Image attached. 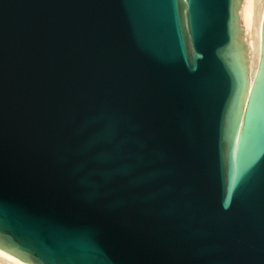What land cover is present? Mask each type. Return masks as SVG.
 Listing matches in <instances>:
<instances>
[{"label": "water", "instance_id": "water-1", "mask_svg": "<svg viewBox=\"0 0 264 264\" xmlns=\"http://www.w3.org/2000/svg\"><path fill=\"white\" fill-rule=\"evenodd\" d=\"M244 0H0V250L25 264H264V16Z\"/></svg>", "mask_w": 264, "mask_h": 264}, {"label": "bare ground", "instance_id": "bare-ground-1", "mask_svg": "<svg viewBox=\"0 0 264 264\" xmlns=\"http://www.w3.org/2000/svg\"><path fill=\"white\" fill-rule=\"evenodd\" d=\"M264 16V0H244L239 12L240 26L250 50L249 67L254 77L261 55V32ZM0 264H25L10 254L0 250Z\"/></svg>", "mask_w": 264, "mask_h": 264}]
</instances>
